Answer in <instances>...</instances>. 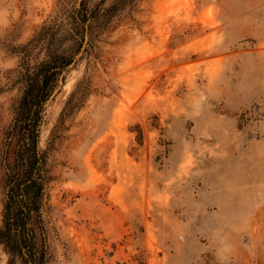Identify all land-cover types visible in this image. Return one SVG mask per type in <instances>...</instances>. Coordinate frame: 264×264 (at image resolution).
I'll list each match as a JSON object with an SVG mask.
<instances>
[{"label":"rangeland","instance_id":"obj_1","mask_svg":"<svg viewBox=\"0 0 264 264\" xmlns=\"http://www.w3.org/2000/svg\"><path fill=\"white\" fill-rule=\"evenodd\" d=\"M79 1L0 0V162L23 45ZM168 1L94 25L45 104V264H264V0Z\"/></svg>","mask_w":264,"mask_h":264},{"label":"trees","instance_id":"obj_2","mask_svg":"<svg viewBox=\"0 0 264 264\" xmlns=\"http://www.w3.org/2000/svg\"><path fill=\"white\" fill-rule=\"evenodd\" d=\"M80 0L63 21L44 25L23 45L25 58L30 49L44 44L45 55L33 65L24 64L17 82L21 94L13 106V118L4 132L1 150L3 182L2 224L0 242L10 255V264L19 258L22 264H45L44 238L39 248L33 223L43 232L41 207L50 178L46 152L39 145L40 127L45 104L59 89L64 73L78 54L91 43L89 33L94 25L110 22L122 11L131 10L138 0ZM67 25L72 42L60 49L57 29ZM45 42V43H44ZM12 148V159L9 154Z\"/></svg>","mask_w":264,"mask_h":264},{"label":"bare ground","instance_id":"obj_3","mask_svg":"<svg viewBox=\"0 0 264 264\" xmlns=\"http://www.w3.org/2000/svg\"><path fill=\"white\" fill-rule=\"evenodd\" d=\"M161 1H162V0H161ZM165 1H166V0H165ZM169 1H170V0H169ZM169 1H168V2H169ZM66 84H67V83H66ZM65 87H66V86H65Z\"/></svg>","mask_w":264,"mask_h":264}]
</instances>
